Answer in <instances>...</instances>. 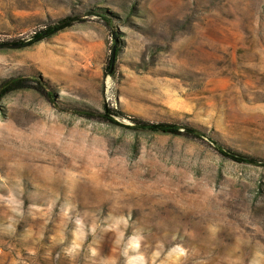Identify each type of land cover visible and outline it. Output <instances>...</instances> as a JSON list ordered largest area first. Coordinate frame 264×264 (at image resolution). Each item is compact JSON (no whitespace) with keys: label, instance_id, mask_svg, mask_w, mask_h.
I'll return each mask as SVG.
<instances>
[{"label":"rangeland","instance_id":"rangeland-1","mask_svg":"<svg viewBox=\"0 0 264 264\" xmlns=\"http://www.w3.org/2000/svg\"><path fill=\"white\" fill-rule=\"evenodd\" d=\"M66 15L84 22L11 47ZM0 44V82L39 76L61 108L185 122L264 159V0H0ZM0 264H264V168L13 92Z\"/></svg>","mask_w":264,"mask_h":264},{"label":"trees","instance_id":"trees-1","mask_svg":"<svg viewBox=\"0 0 264 264\" xmlns=\"http://www.w3.org/2000/svg\"><path fill=\"white\" fill-rule=\"evenodd\" d=\"M102 17L101 15H98ZM105 26H110V20L102 17ZM84 22V19L78 15L64 16L63 18L57 19L52 22V24L46 26L41 31H38L33 36H31L29 41H18L19 48L33 46L36 43L42 42L47 38H51L58 33L68 30L77 24ZM5 45L0 44V48ZM113 50V48H111ZM112 52V51H111ZM117 48H114V53L116 55ZM111 61L112 55L107 62L105 74H111ZM31 89L37 93L43 95L49 103H51L55 108L64 111L65 113L71 114L73 116L80 117L85 120H99L100 122L127 129H133L137 132H150L152 134H162L167 136H184L186 138L199 139L201 141H207L222 158L233 161L236 164L252 165L253 167L264 168V159H259L253 157L252 155L237 152L233 149L227 148L219 144L216 140L209 137L206 133L201 131L190 124L185 122L181 123H168L157 122L151 123L147 120H142L139 118H134L133 116H128L125 113L114 107H104L102 111L89 109L82 110L79 108H61L54 100V93L48 87V84L42 79V77L31 76V75H20L8 77L0 82V102L11 93H15L22 90ZM127 120L131 125H125L121 121Z\"/></svg>","mask_w":264,"mask_h":264},{"label":"water","instance_id":"water-1","mask_svg":"<svg viewBox=\"0 0 264 264\" xmlns=\"http://www.w3.org/2000/svg\"><path fill=\"white\" fill-rule=\"evenodd\" d=\"M11 47H15V48H17V47H19V45H18V44H17V45L13 44V45H11ZM113 62H115L114 48H113V50H112V61H111V65H110V67H112Z\"/></svg>","mask_w":264,"mask_h":264}]
</instances>
